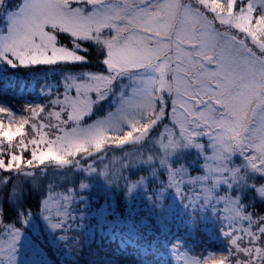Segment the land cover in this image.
Here are the masks:
<instances>
[{"label":"snow or ice","instance_id":"snow-or-ice-1","mask_svg":"<svg viewBox=\"0 0 264 264\" xmlns=\"http://www.w3.org/2000/svg\"><path fill=\"white\" fill-rule=\"evenodd\" d=\"M89 52L96 70L88 67ZM0 64L61 73L46 105L25 106L30 117L0 102V173L9 174L0 175V193L11 182L15 210L9 223L0 195V264H18L23 227L37 215L65 255L79 258L85 216L78 206L89 205L97 182L118 197L116 208L112 199L105 204L114 215L124 210L122 222L140 194L157 212L174 192L186 211L219 216L225 251L197 258L175 242L176 264H264V215L242 201L250 189L264 199V184L249 183L264 177V0H22L12 7L0 0ZM106 101L107 114L89 123ZM161 126L155 153L129 161L119 177L80 165L79 157L109 147L150 143ZM181 150L197 158L189 163ZM46 161L79 173V191L65 187L54 198L50 183L33 213L23 203L25 186L40 192L35 169ZM194 165L199 175H192ZM136 173L143 174L133 179ZM129 246L131 238L121 239L118 250Z\"/></svg>","mask_w":264,"mask_h":264},{"label":"trees","instance_id":"trees-1","mask_svg":"<svg viewBox=\"0 0 264 264\" xmlns=\"http://www.w3.org/2000/svg\"><path fill=\"white\" fill-rule=\"evenodd\" d=\"M8 6L12 7L21 2V0H7ZM88 55L92 58L89 64V69L96 70L97 60L95 58L94 52H89ZM61 73L58 70L51 69L47 66L41 67H17L10 68L7 65L0 64V88L6 89L3 94H0V102L14 108L17 112L22 113L24 116L30 117V112H25V106H33L37 104H46L48 98H45V94L49 86L53 89L55 88L56 80L59 79ZM45 93V94H42ZM111 106L105 103L99 105L95 109V115L86 118L89 123L96 118L103 117L110 110ZM43 115V114H41ZM29 132L30 128L27 129ZM158 129L153 131L152 137L157 133ZM203 143H206L205 141ZM157 148L149 146V143L145 144H128L122 146L121 148L109 147L107 151L102 154H97L95 158L79 157L80 165L86 167L87 165L95 164V161L99 157L104 158L112 157L115 161L119 163L111 164L112 169H107L108 173L114 178L119 177L121 170L124 165L129 161L135 160L137 157L146 158L150 154H154ZM28 156V153L24 154ZM185 161L192 163L195 161L196 153L195 151H190L186 157H183ZM113 161V160H112ZM95 167L100 170L99 166ZM47 169V175H42V170ZM200 169L198 166L194 165L192 174H199ZM37 173V179L40 181L39 191H33L31 186L26 185L27 192L24 196V206L30 209L33 213L39 211V204L41 198V192L45 195L48 191V185L51 183L53 186L52 196L63 194L65 187L75 186L76 191H79L78 184L81 179L79 173L75 170L69 171L67 168L58 169L57 166L46 161L45 165L40 166V168L35 169ZM143 173H136L133 179H137L139 175ZM0 175H9L8 173H0ZM124 175L128 176L129 173L125 170ZM166 178V173L159 176L158 180H164ZM257 179V180H256ZM261 177L252 178L251 183L259 186L261 184ZM263 179V177H262ZM120 187L124 186V181L120 180ZM263 183V182H262ZM156 185L149 186V194L151 189H154ZM11 188V182L7 187H5L0 193L3 196L2 206L4 208V214L7 216L9 223L15 222V210L9 207V191ZM246 193L242 198L254 200L253 203L243 202L247 210L253 213L264 215V199L258 198L254 190L245 191ZM107 199H112V207L116 208V200L118 197L114 196L112 193L107 191L103 184L97 182L96 185L89 192V204L95 208L105 207L108 212L109 219L116 222L114 230H120L122 227L120 224L126 223L122 222L124 219V210L117 209L115 215L113 212L108 210L105 201ZM170 201V199H167ZM14 202V198H13ZM169 207V204L168 206ZM135 211L130 212L128 216V228L136 231L123 234L116 238V241L111 239H103L95 242L91 247L85 249L81 252L79 258L74 256H66L61 250L51 251L53 254V259L51 261L53 264H87V261L96 258V264H103V257L105 255L112 257L118 261V264H176L180 257H175L171 255L170 249L173 243L179 242L181 246L185 249L188 255L198 257L200 255L204 256L208 251L214 252H224L227 248V241L223 238L221 234V229L218 228V223L221 221L218 215L208 213L205 215L203 211L201 212H190L186 211L189 218L186 219L183 224L179 223L177 219L180 217V213L176 212L174 209L167 210L165 208L162 212H157L150 208L147 201L138 197L134 204ZM145 208V209H144ZM208 212H212L208 209ZM194 215V219H190V216ZM205 216L209 219L214 216L217 218V222L205 221ZM131 218L133 219L131 221ZM171 220L173 222L171 223ZM131 223V225H130ZM168 226V224H170ZM162 228L164 232L172 233L175 236L173 241L170 238L165 237L158 239V231ZM209 230V231H207ZM24 234V233H23ZM122 237V238H121ZM43 238V237H42ZM131 238V246L127 248V251L121 253L118 250L120 245V240L123 239L125 242L129 241ZM39 239V238H38ZM192 242L195 244L194 251L191 250ZM155 243H158V247L155 248ZM198 245H201L198 247ZM153 246L154 252H158L157 256H163L164 260L157 262L149 259L143 261V257L150 254L151 247ZM191 250V252H188ZM46 254H48L46 252ZM40 264H44V258L41 257ZM168 262V263H167Z\"/></svg>","mask_w":264,"mask_h":264},{"label":"rangeland","instance_id":"rangeland-1","mask_svg":"<svg viewBox=\"0 0 264 264\" xmlns=\"http://www.w3.org/2000/svg\"><path fill=\"white\" fill-rule=\"evenodd\" d=\"M21 2H22V0H21ZM45 98H48L46 94H45ZM104 103L106 105L111 106L110 102H108V101H106ZM46 104H47V102H46ZM12 109L18 115H22V113L17 112L14 108H12ZM157 129H158V131L153 136V140H152V142L149 143V146L155 147L158 149V145L155 144V140L159 139V133L162 132L164 129H163V126L157 128ZM155 130H154V132H155ZM204 141L207 143L206 138H203L201 142H204ZM189 152L190 151H188V150H181V155L183 157H186L187 154H189ZM234 159H235L236 163L240 162V158L238 156L234 157ZM114 163H119V161H115V158H112V157L104 158L103 156H101V157H99V159L97 161H95V164L92 163L91 165H93L94 167H95V165L99 166L100 170H104V171L108 172L107 169L108 168L112 169L111 164H114ZM199 174H192V175L195 176V175H199ZM258 176L259 175L251 176L249 179V183H251L252 178H257ZM259 177H261V176H259ZM166 180H167V175H166V178L164 179V181H166ZM160 181L161 180H158L156 186L155 187L153 186V188H156ZM260 181H261V184H264V177H263V179L261 177ZM250 190H247V192ZM245 194L246 193H243V196ZM59 195H61V194L54 195L53 197L55 198ZM165 195L167 196L168 199H170V201H167V204H169V207H166L167 210L171 211L172 209H174L176 212L180 213V217L177 219V221L179 223L183 224V222H185L186 219L188 220L189 216H188L186 210L180 204L179 198L175 197L174 192L171 195H169L168 193H165ZM138 197L144 198L142 194L136 196V198H138ZM242 201L243 202L246 201L247 203H253L254 202V200L244 199V198H242ZM51 206L55 210V201L54 200H53V203ZM78 207L80 209H83V214L85 216V219L83 221L84 228L82 229V231L80 233V239H81V243L83 245L81 252H83L85 249L91 247L92 244H94L95 242H97L99 240L111 239V240L116 241V238L118 236H121V235L126 234V233H130L132 231H136V230H134L135 228L129 229L127 227L129 225L128 222L120 224V226L122 227L120 230H114L116 222H114L112 219H109V215H108V212L106 211L105 207L95 208L91 204H89L87 207H85L83 204H80ZM39 211H40V209H39ZM39 211H37L36 213H39ZM196 211L201 212V210H196ZM202 211L205 213V215H207L208 213H210L211 215L213 214L212 212H208V209H205ZM76 215L79 216V212H77ZM215 215H217V214H215ZM132 220L133 219L131 218V221ZM205 221L217 222V218L214 216L213 218L209 219L207 216H205ZM172 222H173V220H171V223ZM171 223L168 224V226L171 225ZM130 225H131V223H130ZM218 228L221 229V221L218 223ZM207 231H209V230H207ZM23 233H24L23 238H22V240L18 246V254H17L18 264H40V262H41L40 258L41 257L44 258V264H53V262L51 261V259H53L52 258L53 254L51 253V251L56 252L58 250H61L62 253H65V249L63 248V246L57 245L56 243L53 242V238H52L51 234L46 230V227L43 224V221L39 218L38 215L33 218L32 222L30 224L24 225ZM174 236L175 235L172 233L164 232V230H162V228L158 231V239L162 238V237H165L167 239L170 238V241L172 242ZM199 246H201V245H198V247ZM154 247L160 248V247H158V243H155ZM190 248L192 251L196 252L194 250L195 244L193 242H192V246ZM150 249H151L150 254L146 255V257H143V261H147L149 259H153L152 261H154V262H157L158 260H160V261L164 260L163 256H157L156 255L158 252H154L153 246ZM191 250H189L188 252H191ZM74 251L75 250H73V252ZM46 252L48 254H46ZM185 254L188 255L187 252H185ZM208 254H214V255L218 256L221 253L220 252L211 253L210 251H208L204 256H206ZM71 256H74L75 258H77L76 255H71ZM50 257H51V259H50ZM198 257H200V255ZM110 258H112V257H110ZM102 263L105 264V261H103Z\"/></svg>","mask_w":264,"mask_h":264}]
</instances>
